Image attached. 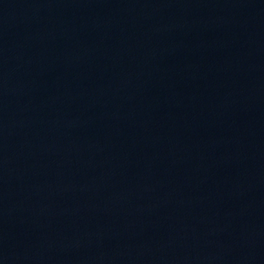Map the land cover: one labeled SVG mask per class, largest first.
I'll return each mask as SVG.
<instances>
[{
  "label": "water",
  "instance_id": "95a60500",
  "mask_svg": "<svg viewBox=\"0 0 264 264\" xmlns=\"http://www.w3.org/2000/svg\"><path fill=\"white\" fill-rule=\"evenodd\" d=\"M264 136V0H0V248Z\"/></svg>",
  "mask_w": 264,
  "mask_h": 264
}]
</instances>
